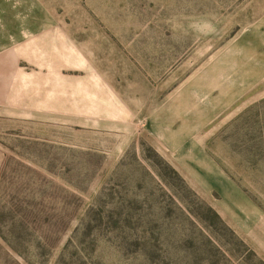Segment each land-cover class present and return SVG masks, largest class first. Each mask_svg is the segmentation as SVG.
I'll use <instances>...</instances> for the list:
<instances>
[{
  "label": "rangeland",
  "instance_id": "obj_1",
  "mask_svg": "<svg viewBox=\"0 0 264 264\" xmlns=\"http://www.w3.org/2000/svg\"><path fill=\"white\" fill-rule=\"evenodd\" d=\"M0 8V220L59 221L36 264L264 262V0Z\"/></svg>",
  "mask_w": 264,
  "mask_h": 264
},
{
  "label": "trees",
  "instance_id": "obj_2",
  "mask_svg": "<svg viewBox=\"0 0 264 264\" xmlns=\"http://www.w3.org/2000/svg\"><path fill=\"white\" fill-rule=\"evenodd\" d=\"M10 161V159L7 160L1 169V187L4 182V170L7 169ZM167 170H170V173ZM171 172L183 181L177 171L169 167L167 164L166 166H163V175L162 173L160 175L163 176L165 181H167L168 176H171ZM54 210L55 216L58 214L63 215L65 212L63 207L58 208V210L57 208H54ZM8 214L10 216L9 219L7 218ZM42 214L43 210L22 204L20 205L13 201L7 204V206H1L0 264H36L37 261L45 256L47 251L53 247L55 239H51L47 234L38 237L32 235L31 231H49L54 226L53 222L59 223V221L56 220H53L52 222L49 217L46 218L47 220L43 219L41 216ZM64 228L65 227H63V229ZM13 254L20 256L23 261H11ZM246 262L247 256H243L241 258V264H245ZM256 264H264V262L258 259Z\"/></svg>",
  "mask_w": 264,
  "mask_h": 264
},
{
  "label": "crops",
  "instance_id": "obj_3",
  "mask_svg": "<svg viewBox=\"0 0 264 264\" xmlns=\"http://www.w3.org/2000/svg\"><path fill=\"white\" fill-rule=\"evenodd\" d=\"M0 31H1V8H0Z\"/></svg>",
  "mask_w": 264,
  "mask_h": 264
}]
</instances>
